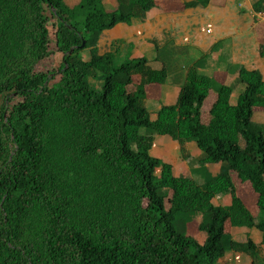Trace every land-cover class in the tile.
Here are the masks:
<instances>
[{"label": "trees", "instance_id": "16d2710c", "mask_svg": "<svg viewBox=\"0 0 264 264\" xmlns=\"http://www.w3.org/2000/svg\"><path fill=\"white\" fill-rule=\"evenodd\" d=\"M158 1L116 0L79 22L65 0H0V264H221L230 252L264 264L260 245L230 231L258 229L264 245V125L253 120L264 111L262 74L238 67L232 104L233 87L215 88L193 66L177 103L152 115L146 89L166 82V68L99 54L104 31L145 20ZM253 8L264 14V0ZM52 56L58 67L38 72ZM156 135L184 157L193 143L199 163L220 172L204 184L175 176L152 155ZM232 174L257 196V214ZM227 196L228 206L213 203ZM195 218L204 242L177 228Z\"/></svg>", "mask_w": 264, "mask_h": 264}, {"label": "crops", "instance_id": "0c3cea01", "mask_svg": "<svg viewBox=\"0 0 264 264\" xmlns=\"http://www.w3.org/2000/svg\"><path fill=\"white\" fill-rule=\"evenodd\" d=\"M192 1L159 0L157 8L145 20L128 19L104 31L98 39L99 54L114 53L118 64L147 58L155 68H166V82L146 89V105L152 115L162 106L177 103L193 66L218 86L238 83V67L258 71L264 77V59L260 56V46L264 44V14L254 11L255 0H210L208 6L182 8ZM214 99L215 91L204 112H209ZM260 114L264 111H257L253 120L264 125L256 119ZM163 138L158 141L156 137L152 155L167 163L172 160L174 163L170 164L175 176L191 177L204 184L207 178L220 172L222 166L219 164L199 163L202 152L193 143L185 146L188 157H184L177 142ZM206 166H213L214 170L206 179L197 180L194 172ZM230 202L229 196L213 201L216 206H228ZM235 231L240 239L233 236L239 242H246L250 237L256 244L262 243L263 234L258 229ZM205 239L203 234L199 241Z\"/></svg>", "mask_w": 264, "mask_h": 264}, {"label": "rangeland", "instance_id": "374dc122", "mask_svg": "<svg viewBox=\"0 0 264 264\" xmlns=\"http://www.w3.org/2000/svg\"><path fill=\"white\" fill-rule=\"evenodd\" d=\"M66 4L69 6L71 11L74 14V17L77 21L83 22L85 18V14L89 11V9H101L104 10L105 12H111L114 11L116 8V2L115 0H95V2L89 4L87 0H65ZM84 57L88 58L89 57V51L86 50L83 52ZM59 65V61L57 57L52 56L48 59L43 60L37 67L36 70L38 72H47V71H52L55 70ZM231 86L234 89V93L232 96V104H236L238 101L239 94L242 92L241 87L243 88V85L238 81V83H233ZM214 87L216 88L217 85L214 83ZM95 88L98 90L102 89L101 83L99 84L98 82L95 84ZM205 121L209 120V115L205 114L204 115ZM256 119L259 122L264 123V114H260L256 116ZM150 133V132H149ZM158 141L160 139L164 140L162 136L156 135ZM165 162L166 160H162ZM170 163H174L172 160H170ZM204 170V171H203ZM214 170L213 166H206L202 167V169H199L198 172H194V177H196L197 180L202 181V179H206V177ZM190 173V172H189ZM190 175V174H189ZM232 179L235 183V185L238 188L237 194L239 196L244 197V200L247 202L249 205L250 209L257 214L258 212L255 209V195L250 193V188L248 184H241L240 181L236 178L234 174H232ZM197 218V217H196ZM195 218V220H197ZM199 220L201 217L199 216ZM179 221L177 223V228L180 231H183L185 233H192L194 234L198 239L202 238V235L204 234L203 232H200L197 229V225L200 223L198 220L196 221ZM238 228H230L231 233L235 236V238L240 239V237L237 235V231H235ZM250 233V232H249ZM260 254L264 258V245L260 244L259 247ZM221 264H251V260L238 253H233L230 252L227 254V256L221 260Z\"/></svg>", "mask_w": 264, "mask_h": 264}]
</instances>
